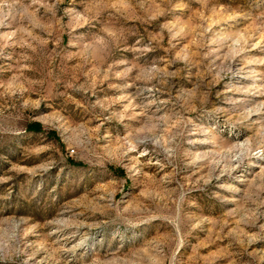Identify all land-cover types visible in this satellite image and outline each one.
Segmentation results:
<instances>
[{"label":"rangeland","instance_id":"1","mask_svg":"<svg viewBox=\"0 0 264 264\" xmlns=\"http://www.w3.org/2000/svg\"><path fill=\"white\" fill-rule=\"evenodd\" d=\"M0 264H264V0H0Z\"/></svg>","mask_w":264,"mask_h":264},{"label":"trees","instance_id":"2","mask_svg":"<svg viewBox=\"0 0 264 264\" xmlns=\"http://www.w3.org/2000/svg\"><path fill=\"white\" fill-rule=\"evenodd\" d=\"M30 130H38V127L33 126Z\"/></svg>","mask_w":264,"mask_h":264}]
</instances>
